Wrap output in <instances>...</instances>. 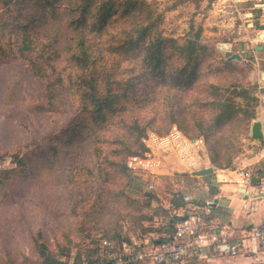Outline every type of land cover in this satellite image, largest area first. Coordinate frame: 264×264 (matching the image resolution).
Instances as JSON below:
<instances>
[{
    "label": "trees",
    "instance_id": "obj_1",
    "mask_svg": "<svg viewBox=\"0 0 264 264\" xmlns=\"http://www.w3.org/2000/svg\"><path fill=\"white\" fill-rule=\"evenodd\" d=\"M205 1L210 5L215 0ZM160 21L161 15L146 0H0V61H10L3 45L6 42L15 59L45 80L49 94L24 114L11 112L9 122H3L0 146L25 142L24 149H35L22 157L18 152L12 155L16 169L0 173L1 185L2 176L19 184L48 180L52 161L63 148L67 156L89 158L86 177L102 190L93 196L81 194L62 216L78 218V210L92 201V213L85 214L79 226L86 218L95 220L111 199L114 185L120 186L116 198L136 204L126 192L138 185L127 160L146 152L142 140L155 120H143L142 115L159 106L161 98L170 125L190 141L202 140L211 165L233 170L236 141L240 143L238 138L246 134L254 118L253 86L244 87L252 66L225 60L213 46L201 43L199 32L182 44L164 38ZM3 73L5 79L6 71ZM213 78L218 80L209 81ZM63 96L67 101L60 99ZM57 98L61 100L58 107H74L75 117L59 135L45 138L48 148L33 147L28 143L29 123L21 126L14 119H27L30 114L32 128L43 132L62 115L54 105ZM238 98L244 99L246 109ZM19 133L26 135L16 138ZM141 196L149 206L152 194ZM175 221L179 218L170 221L172 232ZM32 240L40 264H68L60 257L68 256L69 248L61 249L58 257L40 232ZM92 245L91 256L83 260L88 263L99 259V244ZM80 257H76L78 264L83 262Z\"/></svg>",
    "mask_w": 264,
    "mask_h": 264
},
{
    "label": "rangeland",
    "instance_id": "obj_2",
    "mask_svg": "<svg viewBox=\"0 0 264 264\" xmlns=\"http://www.w3.org/2000/svg\"><path fill=\"white\" fill-rule=\"evenodd\" d=\"M146 1L151 4L156 14L161 15L159 29L162 36L176 40L179 44L184 43L188 38L199 32L202 44L213 46L215 51L223 55L218 48L219 44L229 45L233 40L244 37L254 38L256 35V33H249L250 28L246 27V19L242 17V14L250 12L249 3H239V0H215L210 5L205 0H200L197 3L195 0ZM234 5L239 9L240 15L237 11H234ZM238 16H240V19H238ZM238 21L241 25V31L237 30ZM3 45L10 61H7V63L0 61V132H4L2 124L3 122H9L11 112L24 114L28 107L34 108L47 98L48 88L44 79L39 80L38 76L30 71L22 61L11 55L9 52L10 47L6 42ZM238 48L233 47L232 49L235 51ZM3 70L7 74L5 79L2 78V75L5 74ZM216 80L218 78L209 81ZM204 82L208 81L205 80ZM205 83L200 86H204ZM159 92V90H156L155 94H159ZM47 95L49 96V94ZM60 99H64V96ZM60 99L54 100V105L57 107L58 112L62 114L60 118H56L58 123L54 122L43 132L32 128L30 114H28L27 119L23 116H17L14 119L16 124L20 123L21 126H24L26 121L29 123L27 130L29 142H26L33 144V147L41 146V150L48 148L49 142L45 138L59 135L66 124L75 117L74 107L57 106L61 104ZM64 101L67 100L64 99ZM159 102L161 105L148 109L142 115L143 120H150V118L155 120L152 130H147V136L150 133L164 136L175 128V126L170 125L167 109L162 105V98ZM205 116L209 117L208 114ZM177 130L179 131V129ZM161 133H164V135ZM104 134L108 136L107 132ZM20 136L23 137L19 133L16 138H21ZM241 137L238 138L240 143L236 141V150L238 151H234L232 155L233 169L237 167L239 162H235V159L239 156L243 145L240 140ZM195 140H199V138ZM195 140L191 142L194 143ZM25 144L24 142L7 147L0 146V173L5 170L16 169L13 154L18 152L20 157L33 154L31 151L35 148L28 151L23 148ZM21 145L22 148H19ZM195 147H200V151L205 149L204 151L207 154L203 141ZM174 150L176 148H173L170 152ZM50 153L47 152V154ZM171 154L173 153L160 156L159 164L151 169L154 174L163 175L146 173V175L148 174L146 177L139 172L134 173L132 171V174L138 180V185L135 189L126 192L130 199L136 200V204L116 198L115 195L120 191V186H111V199L106 203V209H102L95 220L86 218V223L81 227L79 225L84 220V215L92 213L90 211L92 201H88L83 205V208L78 210V218L68 219L61 214L68 212L69 204L79 199L81 194L87 193V195L93 196V193L96 194V192L102 190L95 181H91L86 177L85 168H88L86 163L89 159L86 156L81 157L77 154L67 156V150L62 148L58 152L57 159L55 158L52 161L53 167L48 180L36 179V182L28 181L25 184H19L16 179H6L7 176H2L3 183L2 185L0 183V264H40V259L32 242V238L39 232L43 235V241L48 249L55 256L59 254L61 249L69 248L68 256L60 257V260L68 264H78L77 255L81 256L82 261L85 258L88 259L93 249L92 243L95 242L98 245L103 239L112 240L118 244L128 240L132 249L137 252L142 251L139 244L145 240V236H156L158 233L156 230L159 229V232L165 230V232L171 234L173 226H170L172 219L170 220L171 216L168 212L173 207L170 205V200H176L177 203H180L183 201V194L190 190L189 186L192 185V188H195L193 181L176 175V172L172 170L168 172L170 175L165 174L164 170H167L170 164L163 157L166 155L168 157ZM172 158L174 164L180 166L178 160ZM128 161L129 159L127 163ZM212 167L219 170V172L215 170L217 174L226 173L216 166L212 165ZM29 173V171L23 172L24 175L28 174L27 176L31 177ZM233 176L235 175L233 174ZM212 180L214 182L217 180L216 175H212ZM149 184L153 185L151 191L153 199L149 206H145L141 194L146 191ZM173 190L178 192L177 197H174L175 199L171 197ZM193 196V200L196 202L198 196ZM250 196H253V193ZM211 211V218H214L213 216L220 218L228 215L225 209H221V207L211 209ZM254 214L255 216L263 215L261 221L264 222V211L261 214L257 212ZM254 214L251 211L241 212L242 223L247 226L250 222H254L251 218ZM140 216H144V218H140ZM204 216L203 214L200 215L203 219ZM87 223L89 224L87 225ZM163 224L165 226H162ZM112 234L115 235V238L111 237ZM57 256L59 257V255Z\"/></svg>",
    "mask_w": 264,
    "mask_h": 264
},
{
    "label": "crops",
    "instance_id": "obj_3",
    "mask_svg": "<svg viewBox=\"0 0 264 264\" xmlns=\"http://www.w3.org/2000/svg\"><path fill=\"white\" fill-rule=\"evenodd\" d=\"M238 2L250 4V12L248 13L252 14L251 18H246L244 16L246 13L242 14V17L246 19V27L250 28V30H248L250 31L249 33H256V35L254 38L244 37L233 40L231 44L227 45L229 46L230 52L240 55L241 61L237 63L243 66H252V70L248 73L246 81L244 82V87L252 88L253 86L251 95L256 99V107L254 108V118L249 122L246 134L240 138L243 145L241 146L239 156L235 159V162L239 161L237 167L233 170H221L226 173L217 174L219 170L212 167L204 151L205 149H201L200 151V147H195L197 144H193L182 134L185 141L179 140V144H175L176 150L168 152V154H173L168 157L167 155L163 157V159L170 164L168 169L164 170L166 175H170L168 172L172 170L176 172V175H180V177L186 180L193 181L195 185V188H192V185H190V190L183 194L191 198L190 202H185L182 199L183 201L179 203L180 207H175V204H177L176 200H170V205L173 207V209L168 212L171 216L170 220L172 218H179V221H175L174 228L183 218L187 219L192 213L198 216L203 214L205 215V220H203L207 226L206 233L210 235L213 230L219 231L222 228L226 229L230 242L239 240L247 235L253 228L264 225V222L261 221L263 215L255 216L254 214L255 212L261 214L264 211V106L262 105L263 89L260 87L261 73L264 72V40L259 38V34L264 31V8H255L256 4H264V0H239ZM234 11L239 13V9L236 5H234ZM238 19H240V16H238ZM249 23H252V26H250ZM237 25V30L241 31L239 21ZM255 46H262V50L254 51L253 48ZM233 47L239 48L233 51ZM250 56L253 58V61L248 60ZM237 102L241 107H245L243 98H238ZM255 121L261 123L262 139H252L250 136L251 126ZM172 157L178 160V165L180 166L174 164ZM208 167H212L214 170V175L217 177L215 181L218 184L217 187H210L201 177L196 175L197 171ZM241 170L250 174V177L245 183H242L241 176L237 174V172ZM233 174L235 176H233ZM153 175L163 174L153 173ZM145 176L147 177V175ZM254 178L259 180L258 186L256 187L253 186ZM238 188H245L247 190L246 200L243 199V194L238 192ZM260 189H262V195H259ZM146 191L148 190L146 189ZM146 191L143 192L144 196L148 197L152 194L151 191ZM172 192L173 194L171 197L175 199L174 197H177L178 192L176 190ZM251 193H253V196H250ZM193 195L198 196L196 202L193 200ZM156 197L158 198L159 196ZM215 200H217L216 203H214ZM217 207L225 209L228 215L221 216L220 218L218 216H213L214 218H211V209H216ZM248 211L253 212L254 215L251 218L254 222H250V224L246 226L242 223L243 221L240 217V213ZM162 226H165V224ZM156 232H158L156 236H145V240L139 244L143 251H148V249L168 240L173 235V232L170 234L165 232V230L159 232L158 229ZM227 244L229 243L227 242ZM253 260L264 261V247L258 246L255 248L254 243L246 239L244 240V248L234 257L227 253L226 247L217 248L215 245H209L203 247L200 251L193 252L191 257L186 261V264H245Z\"/></svg>",
    "mask_w": 264,
    "mask_h": 264
},
{
    "label": "built area",
    "instance_id": "obj_4",
    "mask_svg": "<svg viewBox=\"0 0 264 264\" xmlns=\"http://www.w3.org/2000/svg\"><path fill=\"white\" fill-rule=\"evenodd\" d=\"M179 140L185 141L176 128H173L165 136L150 133L142 140L146 152L143 156L129 158L128 168L134 173L153 174L151 169L159 164V157L175 148V144H179ZM199 143H202V140H195L193 144ZM237 174L241 176L242 183H245L250 177V174L243 170L238 171ZM147 190L152 191L153 185L149 184ZM259 193L262 195V189ZM183 200L190 202L191 198L184 196ZM206 230L207 226L203 218L197 214H191L176 225L171 238L153 246L148 251L136 252L128 242L118 244L115 241L103 239L99 242V259L94 263L84 261L83 264H186L193 252L200 251L209 245H215L217 248L226 247L227 253L234 257L244 248L246 239L251 240L255 248L264 247V225L253 228L243 238L232 242L229 241L226 229L213 230L210 235L206 233ZM245 264H264V261L253 260Z\"/></svg>",
    "mask_w": 264,
    "mask_h": 264
},
{
    "label": "water",
    "instance_id": "obj_5",
    "mask_svg": "<svg viewBox=\"0 0 264 264\" xmlns=\"http://www.w3.org/2000/svg\"><path fill=\"white\" fill-rule=\"evenodd\" d=\"M255 8H264V4H256ZM244 16L246 18H251L252 14L251 13H246ZM249 25L252 26V23H249ZM259 38L264 40V31H262L259 34ZM221 45H227V44H219L218 45V48L223 53V57H224L225 60H227V61H236V62H240L241 61L240 55L230 52L228 45L225 47L224 50H222L220 48ZM253 50L254 51H261L262 50V46H255L253 48ZM260 87L263 89L262 105L264 106V72L261 73ZM250 136H251L252 139H262L263 138V134H262V131H261V123L260 122L255 121L252 124L251 129H250ZM213 174H214V170H213L212 167L203 168V169H201V170L196 172V175L198 177H201L203 179V181L206 182L210 187H217L218 184L216 182L212 181V175ZM258 183H259V180L257 178H254L253 186L254 187L258 186ZM238 192L240 194H243V199L244 200L247 199V190L245 188H238ZM216 202H217V200L214 201V203H216ZM211 205H213V204H211ZM183 220H185V218H183ZM156 243H159V242H156Z\"/></svg>",
    "mask_w": 264,
    "mask_h": 264
},
{
    "label": "bare ground",
    "instance_id": "obj_6",
    "mask_svg": "<svg viewBox=\"0 0 264 264\" xmlns=\"http://www.w3.org/2000/svg\"><path fill=\"white\" fill-rule=\"evenodd\" d=\"M225 47H226L225 45H221V46H220V48H221L222 50H224Z\"/></svg>",
    "mask_w": 264,
    "mask_h": 264
}]
</instances>
